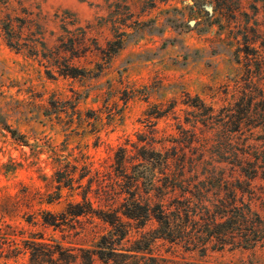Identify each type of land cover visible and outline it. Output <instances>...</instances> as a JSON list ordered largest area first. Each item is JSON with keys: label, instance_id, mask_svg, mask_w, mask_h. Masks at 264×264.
I'll return each mask as SVG.
<instances>
[{"label": "rangeland", "instance_id": "1", "mask_svg": "<svg viewBox=\"0 0 264 264\" xmlns=\"http://www.w3.org/2000/svg\"><path fill=\"white\" fill-rule=\"evenodd\" d=\"M114 40L123 46L111 54ZM71 67L77 76L67 75ZM243 92L252 102L246 109ZM195 96L213 107L217 126L220 115L260 116L261 126L244 125L233 141L255 145L256 164L264 165V0H0V264H29L25 245L33 238L80 255L98 249L111 229L102 218L69 216L55 227L43 215H60L83 196L97 211L119 207L121 147L129 157L133 143L166 151L179 140V152L206 149L205 159L226 166L218 131L190 124L200 109L189 105ZM182 130L200 141L188 147ZM262 170L245 199L264 218ZM234 175L222 192L241 196ZM131 222L119 251L135 249L157 226ZM214 244L202 255L163 238L142 241L125 263L264 264V245ZM94 264L104 263L95 256Z\"/></svg>", "mask_w": 264, "mask_h": 264}, {"label": "trees", "instance_id": "2", "mask_svg": "<svg viewBox=\"0 0 264 264\" xmlns=\"http://www.w3.org/2000/svg\"><path fill=\"white\" fill-rule=\"evenodd\" d=\"M4 27L12 40L10 23L6 22ZM9 42L13 44L12 41ZM109 46L111 54H115L122 48L123 42L114 40ZM79 72L80 69L71 67L67 75L77 76ZM243 93L242 104L247 96L246 92ZM193 99L196 103L189 105L200 109L194 114L195 119L190 124L194 129L199 127L202 132L206 129L218 131V149L226 150L227 154L222 155L221 159L226 160L224 162L227 165L218 167L220 161L205 159L206 149L194 152V156L189 155L186 149L179 152V140L166 151L150 149L147 144L133 143V153L129 157L127 148L121 147L116 159V184L120 186L123 195L119 207L97 211L83 196L84 202L69 203L60 215L51 212L43 215L44 222L55 227L63 225L69 216L94 214L102 218L111 229L98 240V249H81L80 255L59 241L33 238L26 241L25 245L30 255L29 264H78L79 260L83 264H94L95 256L104 264H127L126 257L136 255L132 251L141 252L145 248L139 247L142 241H147L149 245L157 238L181 244L188 250L199 251L202 255L206 254L212 240H216L214 246L219 249H252L264 245V218L252 209V198L249 201L245 199L247 193L250 196L254 194L253 180L261 169L264 171V165L256 164L258 150L255 145L237 147L233 141L237 133H243L244 125L261 126L262 118L254 113L240 111L227 117L220 115L222 123L217 126L212 120L213 107L206 106L198 96ZM251 103L249 98L245 102V109ZM232 124V129L228 128L227 132L225 129V133L221 129L220 132V128ZM182 133L189 137L188 130H182ZM139 140L144 139L140 137ZM195 140L200 141L196 131L185 143L189 147L191 145L188 144H193ZM237 171L240 174L237 182L242 189V195L239 196L233 190L223 194L222 189H226L222 184H229L228 177H235ZM211 183H214L213 188ZM151 219L157 222V226L152 232L137 238L135 249L119 251L115 248L128 237L131 221L137 222L134 227L143 228ZM147 253L149 252L143 256L146 257Z\"/></svg>", "mask_w": 264, "mask_h": 264}]
</instances>
